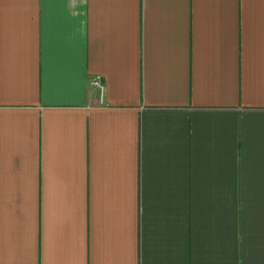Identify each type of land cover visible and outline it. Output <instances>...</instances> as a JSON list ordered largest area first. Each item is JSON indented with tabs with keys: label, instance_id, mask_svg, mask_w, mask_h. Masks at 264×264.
Returning <instances> with one entry per match:
<instances>
[{
	"label": "crops",
	"instance_id": "obj_1",
	"mask_svg": "<svg viewBox=\"0 0 264 264\" xmlns=\"http://www.w3.org/2000/svg\"><path fill=\"white\" fill-rule=\"evenodd\" d=\"M0 264H264V0H0Z\"/></svg>",
	"mask_w": 264,
	"mask_h": 264
},
{
	"label": "built area",
	"instance_id": "obj_2",
	"mask_svg": "<svg viewBox=\"0 0 264 264\" xmlns=\"http://www.w3.org/2000/svg\"><path fill=\"white\" fill-rule=\"evenodd\" d=\"M93 83L102 90L103 86H102L101 81L98 78L93 80Z\"/></svg>",
	"mask_w": 264,
	"mask_h": 264
}]
</instances>
